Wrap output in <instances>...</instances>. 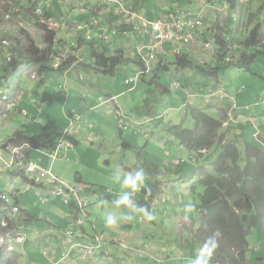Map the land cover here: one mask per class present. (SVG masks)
Instances as JSON below:
<instances>
[{
  "label": "rangeland",
  "instance_id": "rangeland-1",
  "mask_svg": "<svg viewBox=\"0 0 264 264\" xmlns=\"http://www.w3.org/2000/svg\"><path fill=\"white\" fill-rule=\"evenodd\" d=\"M200 1L124 0L127 7H132L138 14L150 20L158 14L168 12L169 7L177 10ZM215 1L220 6L226 3L225 0ZM36 6L39 9V16L45 17L50 24L57 27L56 42L49 57L53 54L62 56L65 60L71 55L67 51L72 50V44L83 41L81 54H76L78 57L82 56L81 61L74 63L67 74L52 71L55 69L51 64L52 61L45 64L51 70L41 74L39 63L25 60L26 56L23 53L30 40L40 50L45 49L44 32L37 27L33 16V8ZM93 8L95 11L92 10ZM109 8V5L100 3L99 0H0V88L4 92H9L12 84L26 91L24 103L19 101L17 106L15 104L9 107L6 118L1 113L0 107V143L4 140L8 141L17 131L58 137L70 125L75 114L81 112L73 101H80L83 97L87 99L86 101H91L96 97L106 98L119 93H122L119 102L125 113L138 120H152L146 128L153 132L152 135L157 136V139L148 141L144 136L136 135L132 130H128L124 131L123 139H120V133L114 125L103 124L102 121L95 122L94 131L89 128L90 124L85 126L81 121L71 128L69 126V131L72 132L70 145L76 147L75 152H71L68 158L64 159L70 165L69 172L72 176L70 183L75 187L93 186L92 191L85 190L81 194V200L88 205L87 211L91 215V219L79 215L85 221L86 231L76 224L78 215L74 208L73 197H67L68 204L60 197L51 204H47L50 203L48 201L43 205L34 193L23 194L20 196L22 205L28 206L38 220L44 219L48 210L55 206V211L58 212V214L55 213V219L59 218V221L54 219L52 222L56 226L60 223L62 225L60 228L64 231L72 226L76 234L84 235L86 232L84 238L90 240L89 244L92 245H97L96 239L99 237L106 246L103 254L107 251L110 254L105 263L100 257V251L96 250L94 253L95 247H89L81 251L79 256L68 253L67 258L73 264H153L157 262L194 264L198 257L206 259L208 264H254V262L264 261V242L255 230L250 232L245 255L243 256L245 249L235 251L231 254L234 257L231 263L218 255L216 249L201 242L200 239L205 237V233L199 231L203 220L198 210L201 204L200 195L205 192L201 180L208 179L210 175L219 178L221 177L219 170L228 167L227 161H220V155L223 152L230 154V151H234L232 149L235 148L240 153L242 167L246 166L249 153L256 152L255 149L250 148L251 146L248 147L246 140L253 143V148L258 146L264 152V57H260L252 65L251 71L240 70L236 66L227 67L215 60L220 48L216 45L215 39L209 35L204 41L208 47L196 45L198 49L194 52L195 56L190 57L198 65L221 67L219 79L214 80L192 69L178 72L173 45L167 42L164 44V49L167 52L168 71L158 70V80L152 78L153 74H150L138 77L135 85L126 84L127 80L130 82L134 80L140 66L125 57L121 41H129L132 44L130 55L135 53L138 38L145 41V37L140 34L134 35L130 27L127 37L120 34L119 39L116 40V35H111V40L105 43L102 30L106 25L104 15L108 18L106 14ZM94 13L99 16H95ZM189 16L187 14L181 17L186 19ZM204 17L208 18L205 29L210 32L215 27L218 17L216 14H209V11L207 14L204 13ZM247 19L246 21L250 24L251 19ZM219 20L222 21L223 16H219ZM97 21L99 26L95 24ZM227 22L230 21L220 22L224 29H221L224 32V38L230 42L225 52V60L235 57V61H238L244 53L255 54L257 52L255 49L247 50L242 44L248 40L257 26L245 27L247 22L242 24L241 19L237 20L238 24L228 25ZM259 23L264 22L260 19ZM213 31L216 32V29ZM261 33L264 35V27ZM191 47H186V52L192 54ZM181 48L184 51V47ZM93 51L104 53L108 57H122L124 63L118 66L114 74H99L98 71L94 72L85 65H92L93 59L90 55ZM110 52L112 54H109ZM159 56L158 67L161 64L160 61L165 60V55L159 53ZM13 68L16 71L8 73ZM33 74L35 78H31ZM7 77H9L8 81H5L4 78L7 79ZM177 83L189 88L178 90ZM209 87L215 91L223 90L220 94L222 99L218 98L217 101L221 102L220 105L222 104L226 111L231 106L228 113L230 116H225V111L219 109L215 112L216 106L211 109L209 103L198 100L194 103V95H191L188 100V108L187 93L191 92L190 90H204ZM9 95L10 102L12 99H19L12 93ZM215 101L212 100L213 105ZM24 107L28 109V112H20V109ZM193 109L204 111L221 123V129H218L215 134L214 146L207 151L198 152L192 147V153L188 148L185 149L176 137L178 126L185 130L197 131V121L189 114ZM85 119L87 120L88 117ZM202 131L203 129L197 133ZM89 134L99 139L95 140L93 137L89 143L87 140ZM57 141L58 139L53 144L55 145ZM124 142L130 145L127 151L122 149ZM42 151L48 154L52 152L43 149ZM40 152L33 151V154ZM198 153L202 156L197 155ZM3 158L4 160L0 161L2 167L0 197L3 192H7L10 205L13 206L17 201L10 191L11 172L2 171L8 167L4 164L10 160V155L5 154ZM32 159L38 160L34 155ZM182 161L184 163L181 166ZM219 161L221 166H218ZM65 163H57L56 171L60 165L67 168ZM42 166H46L44 162ZM153 166L159 167L162 171L163 174L160 177L156 178ZM139 169H143L145 173L143 184L140 186L143 191L137 190L133 185L122 183L125 176L135 177ZM117 174H119L118 178ZM79 176L84 178L80 185L76 183ZM154 180H158V183ZM64 188L66 189L65 186ZM106 188L115 194L111 200L107 198ZM124 192L130 194L136 207L115 203ZM73 195L77 198L79 196L78 193ZM150 201H153L152 206ZM229 203H233V199L229 200ZM23 206H21L22 210ZM2 212L3 209L0 208V222ZM108 213L119 218L117 225L111 227L105 225L104 217ZM125 216H131L132 219L125 220ZM224 221V224L228 222V220ZM43 223L44 221L38 222L35 226L40 230H47ZM220 230L231 232L225 226H220ZM18 233L13 229L10 230L11 237ZM23 233L27 239L29 238L30 243L29 248L25 250V257L21 259L18 251L9 252L7 249L10 247L7 246L5 249L0 246V254L4 251L8 252L3 256L1 254L0 263L5 264L7 261L13 264L50 263L49 254L53 253L58 242H49L56 240L51 237L58 234L40 238L35 244L29 231L23 230ZM65 235L67 237L66 232ZM0 236L5 237L7 234L1 232ZM63 237L64 234L61 233L60 242ZM214 237H217L215 233ZM120 241H123L119 243L120 247H116V242ZM15 246L17 249L23 248L17 243ZM260 251L262 253L259 254ZM65 260L66 258H63L59 263L65 264Z\"/></svg>",
  "mask_w": 264,
  "mask_h": 264
},
{
  "label": "trees",
  "instance_id": "trees-1",
  "mask_svg": "<svg viewBox=\"0 0 264 264\" xmlns=\"http://www.w3.org/2000/svg\"><path fill=\"white\" fill-rule=\"evenodd\" d=\"M228 1L232 9L237 8L236 3L238 0ZM33 16L37 27L44 32L43 42L45 49L40 50L35 43L30 40L23 54L26 56V61L39 63V72L42 73L51 70L48 66H45V64L51 61L49 55L54 46L58 32L57 27L50 24L45 17L36 15L34 12ZM213 34L216 45L220 48L215 60L225 64L227 67L236 66L240 70L251 71L252 65L256 63L260 57H264V35L261 33V25L257 26L252 31L248 40L242 44L247 50L255 49L257 52L255 54H249L248 52L244 53L237 62L232 63L224 62L225 52L230 42L223 37L220 30ZM91 57L93 63L88 67L99 73L102 72L103 75H108V73L114 74L118 66L124 63L122 57H108L106 54H101L96 51L92 52ZM76 60V58H71L67 62H64L60 68L52 71L66 72L73 66ZM175 65L178 72H185L192 69L207 78H218L222 71L221 67L214 68L207 64L198 65L189 55L176 56ZM160 69L168 71L169 68L168 65H161ZM15 71L16 69L13 68L8 73H14ZM154 78L158 80V73L155 74ZM205 93V89L196 91L197 95H203ZM189 114L197 121V131L201 129H203V131L197 133V131L185 130L178 127L176 128V137L181 141L182 145L190 149L192 147L197 151L211 149L214 146L216 131L221 129V123L211 115L206 114V112L196 111V109L191 110ZM56 140L57 137L49 134L29 135L23 131H17L9 138L12 144L19 145L26 142L36 148H43L44 150L55 149L53 142ZM245 142L248 147L251 146L250 148L256 150L253 154L249 153L245 167L240 165V153L233 148L232 150L234 151H230V154L223 152L220 155V161L228 162V167L226 169L219 170V175L221 177L216 178L210 175L208 179L201 180V183L205 187V192L200 195L201 204L198 206L200 218L203 220L202 227L199 231L205 233V237L200 239V241L208 247L216 249L215 251L218 255L229 263L234 260L231 254L235 251L245 249L243 256L245 255L247 251L246 248H248L249 245L248 237L251 230H255L264 242V152H262L257 145V148H253V143L251 144L250 141L246 140ZM198 155L202 156V154L199 153ZM218 166H221V162ZM193 190L195 191V189ZM4 195L9 198V194L3 192L0 199H2ZM106 195L107 198L111 200L112 195ZM15 199L18 201V197L15 196ZM231 199H233V203H229ZM15 205L19 208L18 202H16ZM14 207L15 206H13V208ZM224 220H228V222L224 224ZM220 226L228 227L231 232L221 231ZM12 229L15 231L18 230L16 226ZM6 230L0 229V232ZM214 233L217 237H214ZM223 239H225V242ZM260 253L262 252L260 251L259 254ZM5 264L13 263L7 261ZM254 264H264V261L259 263L254 262Z\"/></svg>",
  "mask_w": 264,
  "mask_h": 264
},
{
  "label": "crops",
  "instance_id": "crops-1",
  "mask_svg": "<svg viewBox=\"0 0 264 264\" xmlns=\"http://www.w3.org/2000/svg\"><path fill=\"white\" fill-rule=\"evenodd\" d=\"M99 2L100 3H103V4L105 3L103 0H99ZM225 2L226 3H225L224 6H220V5H218L216 3L215 0H209V1L201 0L200 3H197V4L193 3L189 7L188 6H183L181 8H178L177 10H175L174 8H170L169 7L168 8L169 9L168 12L166 11L164 14L163 13L158 14L153 20H150L149 18H147V17H145L143 15H140V16H142V17H144V18H146V19H148L150 21H156V20L161 19V18L168 19V17H169L168 15H170V14H175L178 17H180L179 19H182L181 16L184 15V14H186V15L189 14L190 15L189 17H196L199 13H203V18L205 20V25H206V28H207L208 18L204 17V13L207 14L208 11H209V14H211V15L216 14V17H218V19H216L217 22H216L215 27L210 32H208L211 37L214 36V34H213L214 33V31H213L214 29H216V32H219V30H220V32L223 35L224 32L222 30H224V29L221 26L222 24L220 23L223 20L230 21V22H227V24L228 25L229 24L231 25L233 23H237V20L238 19H241L242 24H244L245 22H247L246 19L247 18H250L251 19V21H250L251 23L249 24V22H247V25L245 27H247L249 25H256V26H260L261 25V29L264 27L263 26L264 23H259L258 24V20H260V19L264 22V0H238V2L236 3V6H237L236 9H232L231 4L229 3L228 0H225ZM109 6H110V8H109L108 14H106L108 16V18H106V16L104 15V18L106 20V25H105V28L102 30V34L105 31V29H109L111 31L112 29H115V27H117L120 30V34H122V36L127 37L128 34H129L128 28H130L131 22L130 23H126V21H125L126 18H123L121 16H119V19L115 21L114 20L115 19V16L118 15V13L120 12V8L118 6L113 7L114 5H109ZM127 8L130 11H134L136 13V15H138L137 12L132 7H127ZM94 9L95 8H93L92 10H94ZM231 10H232V12H231ZM94 14H95V16H99L96 13H94ZM219 16H223V20L222 21L219 20ZM95 24H98V21ZM98 26H99V24H98ZM123 33H125V35H123ZM138 41H139V38H138ZM121 42H122V47L121 48H122V51L124 50L125 57L127 59H129L130 61H135V57H134L135 56V53L129 55L130 49L132 48V44L129 41H124V40H122ZM82 46H83V44H82ZM179 46H182V45L180 44ZM197 46L195 44H191V45L187 46V47H191L192 48V54H190L189 52H184V54L186 53L189 56H195L194 55V52H196V50L198 49ZM199 46H201V45H199ZM76 53L77 54H81V48ZM109 54H112V52H110ZM85 65L89 66L88 64H85ZM89 69L90 70H93L92 68H89ZM93 71L96 72V70H93ZM44 72H42L41 74H43ZM67 73H68V71L64 72V74H67ZM99 74H102V72H100ZM8 78L9 77H7V79L4 78V80L5 81H8ZM211 79H214V78H211ZM40 80H42V79H40ZM19 82L22 83L21 81H19ZM11 86H12V88H10L11 90L9 91V94L12 93L14 95V97H16V98L19 97V99H16V100L15 99H12L11 102H10V106L9 107L14 106L15 104L17 106L18 103H19V101L23 104L24 103L23 99H24V96L26 95L25 94L26 93L25 89L22 88V87H20V86L19 87H16L15 85H12V84H11ZM184 86L185 87H188L186 85H184ZM196 91H198V90H196ZM121 94L122 93L114 94V95H109L106 98H97L96 97L95 99H93L91 101H86L87 99L85 97L80 98L81 99L80 101H77V102L76 101H73V104L76 105L78 108H80V111L81 112H79V114H77L78 116L81 117V120L80 121L83 122V125H85V126L90 124L89 125V128L91 127L90 129H93V131L96 129L95 128V122L102 121L103 124H109V125H112L113 124L114 127L120 133L119 138L120 139H123L124 131L121 132L119 130V128L117 127L116 122L114 121V118H113L114 115H115V113H116V110L118 109V106L121 107L120 102H119V98H120ZM109 98H110V103H107V105H103V100H108ZM113 98L116 99L115 102L112 101ZM10 99L11 98H10V95H9V101H10ZM211 100H216L214 102V105H213V103H212ZM217 100H218L217 98H214V99H210L209 100V103L211 105L210 108L213 109V107L216 106L215 107V112H217V110L219 109V110L225 111V114H226L225 116H228L229 115L228 113L231 110L230 109L231 106H229L228 111H226L225 108H224V106L222 104L220 105L221 102H218ZM223 102H225V101H223ZM100 108H102V109L100 111H98ZM239 108H242V107H239ZM246 108H250V106H246ZM27 110L28 109L24 107L23 109H20V112L26 113V112H28ZM122 111L128 117H131V118H133V119L136 120V118H134L133 116H130V115L126 114L123 109H122ZM7 113H8V111H7ZM43 114H44V112H43ZM86 117H88L87 120L85 119ZM77 122H79V121L73 120V118H72L71 123L69 125L70 128L72 126H74ZM69 126L67 128H65V130L62 133H65V132L69 131ZM129 130H131V129H129ZM62 133H60V135H62ZM27 134H29V135H36L38 133L31 132V134L30 133H27ZM71 136H72V132H71L70 136H68V140H70V141H71ZM58 137H59V135H58ZM93 137H94L93 134H89L87 136V140H88L89 143L93 139ZM94 138H95V140L99 139L98 137H94ZM58 142H59V139L55 143V146L58 144ZM75 148H76L75 145H73V147L70 148L69 150H67L66 152L60 153L59 157L56 160H53L51 158L50 154L44 153L42 151L43 148L31 147V150L29 151L28 154H29V157L31 159L33 158V155L36 158H38V160H35V161H37V163L40 165V167H42V169L44 171L51 172L55 177H57V178L65 181L66 183H68V184H70V185H72L74 187V185L70 183L72 181V176H71V174L69 172L70 165H69L68 161L66 162L64 159H67L68 156H69V154L71 152L74 153L75 152L74 151ZM122 148L127 151L130 148V145L128 143L124 142ZM33 151H41V152L40 153H37V154L36 153L33 154ZM47 151H51V150H47ZM5 154H8V153H5ZM5 154H4V156H5ZM32 160H34V159H32ZM43 162L46 165L44 167L42 166V163ZM57 163L58 164L65 163V164H67V168L65 166H61L60 165L59 166V169L56 171V166H57L56 164ZM153 167L155 168V170L153 171V173H156V178L158 176L160 177L163 174L162 171L160 170V168L157 167V166H153ZM83 180H84L83 176H79L76 179V183H78V185H80ZM154 181L155 182L157 181V183H158V180H154ZM9 185L11 186L10 182H9ZM84 187L86 189H88V190H91V188L93 186L84 185ZM57 188H58V186L55 185V184L50 185V186L49 185L42 184V185L36 187V191H34L33 189L28 190V188L25 187V192L28 193V194H30L29 192L34 193L35 196H36V198H38L39 202H41L44 205L45 202L50 201V203H47V204H51V203H53V201L55 199H57L54 195H52V193H54V190L57 189ZM60 188L66 190L64 187H60ZM105 192L106 193H114V192H110L107 188L105 189ZM83 193H84V191H83ZM21 195L23 196V194H20V193L16 195V197H18V201L17 202H18V205H19V208H20V211H21V214L15 215V220H16L15 221V226L19 229V232L23 233V230L24 231L25 230L29 231L30 234H31V236L33 237V242L34 243L35 242H38V240L40 238H48V236H50L51 234H56L57 233L58 235H56L54 237H51V238H55L56 240L49 242V243H53V242H58V243L56 244V248L54 249L53 253L52 254H49V259L48 260H49L50 263H48V264H61L59 262H61V260L63 258H66V260L64 261L65 264L66 263L73 264L72 262L69 261V258H67V255L70 252L71 247L73 245L71 243V239L68 236L66 237V235H65V232L66 231H64V230H62L60 228V226H62L60 223H58L59 226H56V224L52 222V220L55 219V213L58 214V212L55 211V206L53 208H51V210H48V213H47V215H46V217L44 219L38 220V218H36L34 216L33 212L30 210V208H28V206L27 207H24L22 205V203L20 201V196ZM69 196L70 197H73L75 199V201L79 200V198L74 197V195H72L71 193H68V197ZM0 206H1V204H0ZM21 206L24 207L23 210L21 209ZM74 208L77 211L78 217H81V216H79V215H82L79 212V206L76 207L74 205ZM85 213H86V216L88 218H90L88 211L85 210ZM43 221H44L43 224L45 225V228L47 230H40L39 228H37L35 226V224H37L38 222H43ZM55 221H59V218L58 219H55ZM80 228H83V227H80ZM82 230L84 231L85 230V227ZM61 233L64 234V237H63V240L60 242V234ZM38 234H40V235L38 236ZM24 237L25 238H24L23 243H19V246H23L22 249H17L16 246L14 245L15 248H16V249L14 248V250L15 251H18L20 253L21 259L23 257H25V255H26L25 250L28 249L29 246H30L29 238L27 239L26 238V235ZM126 237H128V236H126ZM76 242L89 243L90 240L83 239L82 241H76ZM109 248L112 250L111 247H109ZM15 251H9V252H15ZM104 251H100V253H99L100 254V257L103 259V262H105L106 260H108L107 259V256L110 255L108 253L109 251H107V250H106L107 253H104L103 254ZM1 254L3 256V254H8V252H5L4 251ZM73 254L78 255V253H76L75 251L72 252V255ZM102 256H104V257H102Z\"/></svg>",
  "mask_w": 264,
  "mask_h": 264
},
{
  "label": "clouds",
  "instance_id": "clouds-1",
  "mask_svg": "<svg viewBox=\"0 0 264 264\" xmlns=\"http://www.w3.org/2000/svg\"><path fill=\"white\" fill-rule=\"evenodd\" d=\"M121 2H122V4H123V6H124V9L129 13V14H126V13H123V10H122V8H121V6H119V5H114L115 7L116 6H118L119 8H120V12L118 13V15H116L115 16V21L116 20H118L119 19V16H121V17H123V18H126V23H130L131 22V25H130V27H131V29L133 30V28H132V24L134 23H136V21H134V20H132V18H131V16H132V14H135L136 15V13L134 12V11H130L127 7H126V4H125V2L123 1V0H121ZM33 12L36 14V15H39V9H37V6L35 7V8H33ZM138 14V13H137ZM113 15V14H112ZM138 15H140V14H138ZM150 21V20H149ZM49 22V21H48ZM114 29H112L111 31L109 30V29H105V31L103 32V34H102V38H103V40H104V37H103V35H104V33L105 32H107L109 35H110V40H111V35H112V31H113ZM209 35V33L207 32V36H206V38L207 37H209L208 36ZM224 37V36H223ZM206 38H205V41H206ZM213 38H214V36H213ZM56 39V38H55ZM116 39H119V37L118 36H116ZM109 40V41H110ZM108 41V42H109ZM56 42V41H55ZM55 42H54V44H55ZM104 42L105 43H108V42H106L105 40H104ZM82 44H83V41H82V43H79V44H76V43H73L72 44V50H70V51H67L68 53H70L71 55L67 58V59H65V60H63V58H62V56H56V55H53V54H51V64L54 66V68L55 69H58V68H60L61 67V65L64 63V62H67L68 60H70L71 58H76L77 60L74 62V63H76L78 60H80L81 61V58H82V56L80 57H78V56H76V52L78 51V50H80V48H82ZM196 45V44H195ZM117 46V45H116ZM116 46H115V48H116ZM124 51V50H123ZM135 51V53H136V50H134ZM66 52V53H67ZM185 52H186V50H185ZM98 53H100V52H98ZM92 54V53H91ZM102 54V53H101ZM167 54V53H166ZM166 54H163V55H166ZM78 55H80V54H78ZM185 55V54H184ZM183 55V56H184ZM64 56H66V54L64 55ZM90 57H91V55H90ZM135 57V56H134ZM160 57V56H159ZM125 60V59H124ZM125 61H127V60H125ZM158 61H159V59H158ZM158 61H157V64H158ZM134 62H136L139 66H140V70L138 71V73L136 74V76L134 77V80H133V82H131V83H133V85H135V83L137 82V78L138 77H145V76H147V75H150V74H147V75H138L139 73H140V71L142 70V67H141V65L137 62V60H136V57H135V61ZM161 62V64H160V66L161 65H167V56H165V60L162 62V61H160ZM224 62H226V63H232V62H237V61H235V57L234 58H231V61L229 62V61H227V59L226 60H224ZM74 63H73V65H74ZM82 63V62H81ZM92 63H93V61H92ZM55 64H56V66H55ZM84 64V63H83ZM123 65V64H122ZM203 65H205V64H203ZM90 66V65H89ZM160 66L158 67H156V70H155V72H153L152 74H153V77L152 78H154V76H155V74L157 73V71L158 70H160ZM73 68V66L69 69V70H71ZM69 70H67V71H69ZM94 70V69H93ZM58 72V71H57ZM39 73H41V72H39ZM62 73H64V72H62ZM220 77V76H219ZM219 77L218 78H214V80H216V79H219ZM31 78H35V74H33V75H31ZM129 81L127 80V82H126V84H130V83H128ZM177 85H180V88H178L177 87V89L178 90H181V89H187V88H189V87H185L184 86V84H183V86H181V84L180 83H177ZM133 89H134V87H133ZM0 90L2 91V89L0 88ZM191 92H189L188 94L189 95H186V104H188V100L191 98L190 96L191 95H194V97H193V102L195 101V100H198V101H200V102H206V103H209V100H210V96H212V98L211 99H214V98H220V99H222L221 97H220V95H218V94H216L217 92H222L223 93V90L222 89H219V90H217V91H215V90H213V89H211L210 87L209 88H205V91H206V93L205 94H203V95H197L196 94V91L194 90H190ZM4 92V91H3ZM167 92V91H166ZM6 95H7V99H5V100H2V94L0 93V107H1V113H3V116H5V118H6V115H7V111H8V109H9V106H10V101H9V92H4ZM213 94H216V95H213ZM112 101H116V99L115 98H113V100ZM212 101V100H211ZM107 103H110V98L108 99V100H103V105H107ZM195 103V102H194ZM210 104V103H209ZM8 108V109H7ZM188 108H189V104H188ZM7 110V111H6ZM202 112H204V111H202ZM118 113H121L122 114V116H121V119H122V122H120L118 119H117V115H118ZM114 121L116 122V125H117V127L119 128V130L121 131V132H123V131H127V130H129V129H131L136 135H142V136H144L145 137V139L146 140H148V141H150V140H155V139H157V136H155L154 134L152 135V133L153 132H151L150 130H148L147 128H146V125L147 124H149L152 120H150V119H146V120H138L137 118H136V120L135 119H133V118H131V117H128L127 115H125L124 114V112L122 111V109H121V107L120 106H118V109L116 110V113H115V115H114ZM73 120H76V121H80L81 120V117L80 116H78V115H75L74 117H73ZM144 123V124H143ZM178 127H180V126H178ZM91 128V127H90ZM139 131V132H138ZM65 133H67L68 134V136H70V134H71V131H67V132H65ZM65 133H62V135H59V137H57V139H59V142H58V144L55 146V149H53V150H51L52 152L50 153V156H51V158L53 159V160H56L58 157H59V155H60V153H62V152H66L67 150H69L70 148H72L73 146H70V147H68L67 148V150H63V151H60V152H58V154H56L57 153V151H58V146H59V144H60V141H61V139H62V136L65 134ZM68 136H67V141L70 143L71 141L70 140H68ZM256 141V140H255ZM0 146H1V152H0V155H1V158H0V161H3L4 160V158H3V156H4V154L5 153H8L9 155H10V160L9 161H6L5 162V164L4 165H9V164H11V163H13V164H15L16 166H18V162H20V161H23V162H27V161H31V162H37V161H35V160H32L30 157H29V151L31 150V147H34V146H32V145H30V144H28V143H22V144H19V145H15V144H12L10 141H9V139H8V141H6V140H4V141H2L1 143H0ZM182 146H184L185 147V149H187L188 147L187 146H185V145H182ZM12 148H21L20 149V154H15V153H13L12 152ZM123 149V148H122ZM189 149V151L190 152H192L193 150H191L190 148H188ZM124 150V149H123ZM208 149H205V150H199V151H207ZM198 151V152H199ZM193 153V152H192ZM198 155V154H197ZM54 156H56V159H54L53 157ZM19 157H21V158H19ZM184 163V161H182V163H181V166H182V164ZM38 164V163H37ZM179 164V163H178ZM177 164V165H178ZM39 165V164H38ZM1 166H0V170H1ZM5 170H7V171H9V172H11V176H10V183H11V185L13 184V182H14V180H15V177L18 175V174H20V175H24L22 172H18L16 169H14L13 167H6V169H4V170H2V171H5ZM44 171V170H43ZM46 172V171H45ZM47 173H50L51 175H53L51 172H47ZM54 176V175H53ZM118 176H119V174H117V178H118ZM24 177V179H22L20 182H19V185L21 186V185H23V186H26V185H31L32 187H31V189H33L34 191H36V187L37 186H40V185H42V184H44V185H53V184H46V183H41V184H36V183H34V182H31V181H29V179L26 177V176H23ZM55 177V176H54ZM57 178V177H56ZM144 178H145V173H144V170L143 169H139V170H137L136 171V173H135V177H133L132 175H128V176H125V178H124V181L122 182L123 184H128V185H133L137 190L139 189V191H143V189L142 188H140V186L143 184V181H144ZM57 179H59V178H57ZM59 180H61V179H59ZM61 181H63V180H61ZM63 182H65V181H63ZM66 183V182H65ZM67 185H69L74 191H75V193L76 192H78V194H79V196H78V198H79V200H77V201H75L74 202V205L76 206V207H78L79 206V212H80V214H82L83 216H86V213H85V210L87 211V208H88V205L86 204V203H84L81 199H82V197H81V194L83 193V191H85V190H88V189H86L85 187H73L72 185H70V184H68V183H66ZM55 185H57L58 186V189H61L60 187H64V186H61V185H59V184H57V183H55ZM66 187V186H65ZM56 190V189H55ZM55 190H54V193H55ZM61 190H63L64 191V193H65V196H60L62 199H64L65 200V202H66V204H68L69 203V201H68V193H71L72 195L73 194H75V193H73L72 191H70V190H68L67 189V187H66V190H64V189H61ZM10 191H11V194L14 196V198H15V196L17 195V194H28V193H26L25 192V187L22 189V190H11V186H10ZM32 191V190H31ZM88 191H90V190H88ZM91 191H92V188H91ZM29 193H31V192H29ZM54 193H52V195H54ZM107 194H109V195H112V198L114 197V193H107ZM56 198H60V197H58V196H56V195H54ZM154 198V197H153ZM8 204L5 202V201H3L2 199H0V204H1V206H0V208L1 209H3V212H2V219H1V222H0V229L1 230H6V231H2V232H4V233H6L7 234V236H0V246H2V247H10V249L8 248H6L8 251H15L14 250V248H15V244L17 243V244H19V243H23V241H24V234L23 233H21V232H19V229L18 230H16V231H18L19 233H18V235L20 236H18V235H13L12 237H11V234H10V230L13 228V227H15V221L16 220H14V222H12L11 223V227L10 226H7V227H4V226H2V220H3V218H4V216H5V213L7 212H11V210H12V208H13V206H15V207H17L16 205H10V198H8ZM166 200V199H165ZM152 202L153 201H150V203H151V206L153 205L152 204ZM155 202V201H154ZM166 202H167V200H166ZM115 203H117L118 205L119 204H124V205H126V206H130V207H136V205L133 203V201H132V199H131V197H130V194L129 193H127V192H124L123 194H121L120 195V197H119V199L117 200V201H115ZM5 208H8V210L7 211H5ZM17 209H19V214H21V211H20V208H18L17 207ZM85 209V210H84ZM89 213V212H88ZM19 214H17V215H19ZM89 216H90V218H91V215L89 214ZM90 218H88V219H90ZM152 217L149 215V219H151ZM118 217L116 216V215H114V214H112V213H108V214H106V216L104 217V223H105V225L106 226H109V227H111V226H115V225H117V223H118ZM124 219L125 220H131L132 219V217L131 216H125L124 217ZM80 220H82L83 221V225H79L78 224V221H80ZM76 224H77V226L78 227H83L84 228V226H85V221H84V219H83V217H78V218H76ZM83 228H81V229H83ZM10 229V230H9ZM73 227L72 226H70V228H69V230H67L66 231V234H67V236H68V232H73ZM1 233V232H0ZM74 233V232H73ZM75 234V236H74V238L72 239V238H70L69 236V238L71 239V243L74 245L75 243H79V244H89V243H83V242H76V241H82L83 239H87V238H84V236L86 235V232H84V235L83 234H76V233H74ZM101 236V235H100ZM23 239V241H19L18 239ZM121 242H123V241H120V242H116V244H117V246L116 247H120V244L119 243H121ZM72 245V246H73ZM105 244L103 243V247L102 248H100V249H97V252L98 251H104L103 249H105ZM72 248V247H71ZM122 249V248H121ZM258 250V249H257ZM76 252V253H78V255L80 254V251H79V249L77 250V249H75V250H70V254L72 255V252ZM157 263H159V262H157ZM153 264H156V263H153ZM159 264H163V262H161V263H159ZM169 264V263H168ZM194 264H208V261L206 260V259H203V258H200V257H198L197 258V260L196 261H194Z\"/></svg>",
  "mask_w": 264,
  "mask_h": 264
},
{
  "label": "built area",
  "instance_id": "built-area-1",
  "mask_svg": "<svg viewBox=\"0 0 264 264\" xmlns=\"http://www.w3.org/2000/svg\"><path fill=\"white\" fill-rule=\"evenodd\" d=\"M107 5H119L121 6L123 13L129 14L125 9L121 2V0H103ZM186 14H184V17ZM132 20L136 21V23L132 24L133 33L135 35H143L145 37V41H143L141 38L139 39L138 46L136 48L135 57L137 62L141 65L142 70L138 75H147L152 74L155 72L157 67V61L159 59V53L166 54L167 52L164 49V44L167 42L172 43L173 45V54L175 56H183L185 52V47L196 44V45H205L204 41L207 36V31L205 29V20L203 18V13H199L196 17H188L186 19H179L175 14H170L168 19H158L156 21H149L148 19L140 16L132 14L131 16ZM112 35L120 36V30L119 28L115 27V29L112 31ZM125 35V33H123ZM104 40L108 42L110 40V35L105 32ZM182 46H179V45ZM208 47V45H205ZM181 47H184V51ZM227 61H231V59H227ZM133 82V81H132ZM128 83H131L130 81ZM178 88H180V85H177ZM0 93L2 94V100L7 99V95L0 90ZM222 92H217L216 94L220 95ZM213 94V95H216ZM187 95H189L187 93ZM117 119L122 122L121 113H118ZM68 134L65 133L62 136V139L60 141V144L58 146V152L67 150L68 147H70V143L66 140ZM21 148H12L13 153L20 154ZM0 152H1V146H0ZM1 158V155H0ZM21 158V157H19ZM56 159V156L53 157ZM9 167H13L18 172H22L24 175L18 174L15 177V180L13 184L11 185V190H22L24 187H27L28 190L31 189V185H19V182L24 179L23 176H26L29 181L34 182L36 184L41 183H48V184H59L61 186H66L68 190L75 193V191L67 185L65 182L57 179L50 173H47L43 171V169L37 164V162H18V166L11 163L8 165ZM78 193V192H76ZM75 193V194H76ZM54 195L60 197L65 196V193L61 189H56ZM2 200L5 201L8 204V198L7 196H3ZM8 208H5V211H7ZM19 214V209L17 207L12 208L11 212H6L5 216L2 220V226L7 227L10 226L12 222L15 220V215ZM79 225H83V221H78ZM68 236L70 238H74L75 234L71 231L68 232ZM20 242L23 241V239H18ZM97 245L92 244H79L75 243L72 246V250L79 249V251H83L85 249H89V247H95L94 253L97 249H100L103 247L102 240L97 237Z\"/></svg>",
  "mask_w": 264,
  "mask_h": 264
},
{
  "label": "bare ground",
  "instance_id": "bare-ground-1",
  "mask_svg": "<svg viewBox=\"0 0 264 264\" xmlns=\"http://www.w3.org/2000/svg\"><path fill=\"white\" fill-rule=\"evenodd\" d=\"M169 16V15H168ZM161 19H165V18H161ZM166 20V19H165ZM227 52H228V50H227ZM10 53V52H9ZM11 54V53H10ZM166 56V55H165ZM164 57V56H163ZM12 60V59H11ZM161 190V189H160ZM160 193V192H159ZM16 249V248H15ZM257 254V253H256ZM1 256V255H0ZM257 259V258H256Z\"/></svg>",
  "mask_w": 264,
  "mask_h": 264
},
{
  "label": "water",
  "instance_id": "water-1",
  "mask_svg": "<svg viewBox=\"0 0 264 264\" xmlns=\"http://www.w3.org/2000/svg\"><path fill=\"white\" fill-rule=\"evenodd\" d=\"M259 260H261V259H259Z\"/></svg>",
  "mask_w": 264,
  "mask_h": 264
}]
</instances>
